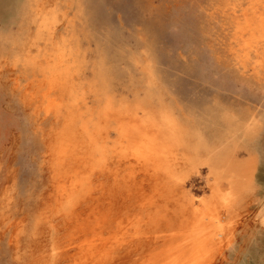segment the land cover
<instances>
[{
  "label": "rangeland",
  "instance_id": "1",
  "mask_svg": "<svg viewBox=\"0 0 264 264\" xmlns=\"http://www.w3.org/2000/svg\"><path fill=\"white\" fill-rule=\"evenodd\" d=\"M0 264H264V0H0Z\"/></svg>",
  "mask_w": 264,
  "mask_h": 264
},
{
  "label": "bare ground",
  "instance_id": "2",
  "mask_svg": "<svg viewBox=\"0 0 264 264\" xmlns=\"http://www.w3.org/2000/svg\"><path fill=\"white\" fill-rule=\"evenodd\" d=\"M247 55H249V53H247L245 56L247 57ZM67 141H68V143H70L69 140H67ZM65 145L66 146L64 148H62V150L68 148V144H65ZM69 145H71V144H69ZM78 145L79 144H75L74 146L80 147ZM125 147H126L127 151L124 152V154L131 153L125 159L126 166H127L126 171L131 172V174L133 176V140L128 139V143L126 144ZM155 157H156L157 161L159 163H161V158L158 155H155ZM77 163H79V161ZM147 163H152L150 158L147 159ZM72 170L76 171V173L74 172L75 173L74 177H77L78 173L80 171L79 168L76 167L75 169H72ZM71 194H72L71 191L63 188L62 198L66 199V198L70 197ZM221 199H222L221 200L222 206H228V199L225 196H222ZM218 209H219V207L212 208V210L207 215V219H208V222H209L210 227H211V233L216 236L215 239L218 238L217 236L223 235L226 228L228 226H230L232 223V219H230V221H225L226 219L222 217V214H221V212L219 213ZM91 229H92L91 230L92 237L95 238L98 235V233H97L98 229L95 227L94 228L91 227ZM218 241H220V240H218Z\"/></svg>",
  "mask_w": 264,
  "mask_h": 264
}]
</instances>
